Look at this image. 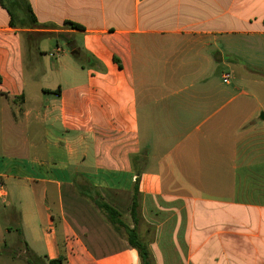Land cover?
<instances>
[{
    "label": "crops",
    "instance_id": "1",
    "mask_svg": "<svg viewBox=\"0 0 264 264\" xmlns=\"http://www.w3.org/2000/svg\"><path fill=\"white\" fill-rule=\"evenodd\" d=\"M27 1L32 38L0 1V264H141L96 205L133 227L136 184L157 264H264V0Z\"/></svg>",
    "mask_w": 264,
    "mask_h": 264
},
{
    "label": "trees",
    "instance_id": "2",
    "mask_svg": "<svg viewBox=\"0 0 264 264\" xmlns=\"http://www.w3.org/2000/svg\"><path fill=\"white\" fill-rule=\"evenodd\" d=\"M1 4L7 9L10 16V26L22 31V34L28 38H32L33 34L27 30L46 29L49 25H41L27 0H0ZM72 29L83 30L81 25L75 23H67ZM41 38L45 34L39 35ZM140 192L138 184L134 187L133 204L131 207V217L133 227L127 225L121 218L120 213L103 200H96L97 207L103 211L108 221L113 225L116 231L125 233L129 245L134 248L140 257L141 264H155L149 246L142 241L139 234V226L142 220L141 203L139 201ZM27 250V264H66L67 258L65 254L54 260L47 261L45 258L39 257Z\"/></svg>",
    "mask_w": 264,
    "mask_h": 264
},
{
    "label": "rangeland",
    "instance_id": "3",
    "mask_svg": "<svg viewBox=\"0 0 264 264\" xmlns=\"http://www.w3.org/2000/svg\"><path fill=\"white\" fill-rule=\"evenodd\" d=\"M61 46L64 50V54H70L71 53V48L68 47L67 43L65 41L61 42ZM77 61L81 62V59L77 56L76 57ZM139 231L141 233V239L143 242H145L149 246V250L152 253V258L155 264H157V258L155 253L151 251L150 245L154 243L155 241V228L151 227L149 223L145 222L142 216V220L139 226ZM122 234L125 235L123 232ZM19 239L15 240V242L9 244L10 246L8 247V250L5 254L8 255V257L14 256V258H18V260L23 261L25 264L26 262V257H27V252L25 249L22 250L20 242H18ZM24 248V247H23ZM19 251H21V255H19ZM21 258V259H20Z\"/></svg>",
    "mask_w": 264,
    "mask_h": 264
},
{
    "label": "built area",
    "instance_id": "4",
    "mask_svg": "<svg viewBox=\"0 0 264 264\" xmlns=\"http://www.w3.org/2000/svg\"><path fill=\"white\" fill-rule=\"evenodd\" d=\"M231 74L230 73H225L224 75H223V82L224 83H230V81H231Z\"/></svg>",
    "mask_w": 264,
    "mask_h": 264
},
{
    "label": "water",
    "instance_id": "5",
    "mask_svg": "<svg viewBox=\"0 0 264 264\" xmlns=\"http://www.w3.org/2000/svg\"><path fill=\"white\" fill-rule=\"evenodd\" d=\"M71 44H73V43H71ZM74 53H76V52H75V51H73V54H74Z\"/></svg>",
    "mask_w": 264,
    "mask_h": 264
}]
</instances>
